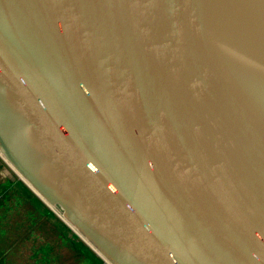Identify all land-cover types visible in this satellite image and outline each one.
I'll list each match as a JSON object with an SVG mask.
<instances>
[{
    "label": "water",
    "instance_id": "water-1",
    "mask_svg": "<svg viewBox=\"0 0 264 264\" xmlns=\"http://www.w3.org/2000/svg\"><path fill=\"white\" fill-rule=\"evenodd\" d=\"M0 154L108 264H264V0H0Z\"/></svg>",
    "mask_w": 264,
    "mask_h": 264
},
{
    "label": "crops",
    "instance_id": "crops-1",
    "mask_svg": "<svg viewBox=\"0 0 264 264\" xmlns=\"http://www.w3.org/2000/svg\"><path fill=\"white\" fill-rule=\"evenodd\" d=\"M28 187L23 192L19 181H0V264H78L79 255L85 261L81 264H92L85 259L86 250L72 246L65 232L55 233L46 224L42 231L39 219L46 215V204Z\"/></svg>",
    "mask_w": 264,
    "mask_h": 264
},
{
    "label": "rangeland",
    "instance_id": "rangeland-1",
    "mask_svg": "<svg viewBox=\"0 0 264 264\" xmlns=\"http://www.w3.org/2000/svg\"><path fill=\"white\" fill-rule=\"evenodd\" d=\"M0 168L1 170H4L3 172V176L0 177V181L2 182H16L19 181L21 186H22V190L23 192L26 191L27 189H25V186H29L28 183L22 179V177L17 173V171L11 166L9 165L6 160L4 159V157L0 154ZM28 188H31L30 186ZM30 190L33 189L31 188ZM39 197V196H38ZM40 200H42L39 197ZM43 201V200H42ZM44 202V201H43ZM44 204H46L44 202ZM45 212L46 215L44 216V219H39V226L42 227V231L45 230V228L43 227L44 224H46V226L50 225L52 226L51 229L52 231L54 230L55 233H62L65 232L66 235L70 238L69 241L71 242L72 246H75V248L79 247L82 249L86 250V258H89V262L92 264H108L77 232L75 229H73L70 225H68L61 217L60 213L61 211L57 208H54V210H52L47 204L45 205ZM40 209H43L42 207H39ZM47 208V209H46ZM43 213V211H41ZM59 212V213H58ZM41 214V213H40ZM44 214V213H43ZM48 227H46L47 229ZM39 229V230H41ZM70 244V243H69ZM70 245V247H72ZM82 256H78L77 259V263L81 264L82 262H85L82 260ZM73 260V262H75L74 259H72V257L70 258V262ZM92 260V261H91ZM65 264V263H64Z\"/></svg>",
    "mask_w": 264,
    "mask_h": 264
},
{
    "label": "built area",
    "instance_id": "built-area-1",
    "mask_svg": "<svg viewBox=\"0 0 264 264\" xmlns=\"http://www.w3.org/2000/svg\"><path fill=\"white\" fill-rule=\"evenodd\" d=\"M7 162V161H6ZM8 163V162H7ZM9 164V163H8ZM10 165V164H9ZM49 206V205H48ZM52 210H54V208H52L51 206H49ZM55 211V210H54ZM63 219V218H62ZM64 220V219H63Z\"/></svg>",
    "mask_w": 264,
    "mask_h": 264
},
{
    "label": "bare ground",
    "instance_id": "bare-ground-1",
    "mask_svg": "<svg viewBox=\"0 0 264 264\" xmlns=\"http://www.w3.org/2000/svg\"><path fill=\"white\" fill-rule=\"evenodd\" d=\"M58 213H59V212H58ZM60 215H61V217H63V216H62V213H60Z\"/></svg>",
    "mask_w": 264,
    "mask_h": 264
}]
</instances>
